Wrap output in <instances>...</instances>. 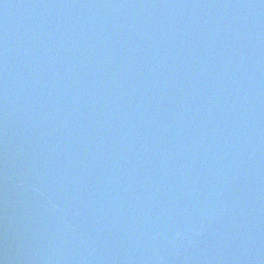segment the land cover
Segmentation results:
<instances>
[{
  "label": "water",
  "instance_id": "1",
  "mask_svg": "<svg viewBox=\"0 0 264 264\" xmlns=\"http://www.w3.org/2000/svg\"><path fill=\"white\" fill-rule=\"evenodd\" d=\"M2 264H264V0H0Z\"/></svg>",
  "mask_w": 264,
  "mask_h": 264
},
{
  "label": "snow or ice",
  "instance_id": "2",
  "mask_svg": "<svg viewBox=\"0 0 264 264\" xmlns=\"http://www.w3.org/2000/svg\"><path fill=\"white\" fill-rule=\"evenodd\" d=\"M0 264H2V262H0Z\"/></svg>",
  "mask_w": 264,
  "mask_h": 264
}]
</instances>
